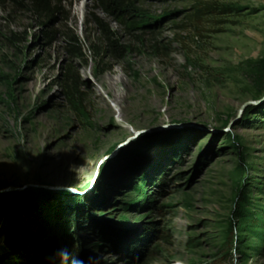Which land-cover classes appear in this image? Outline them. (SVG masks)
Returning a JSON list of instances; mask_svg holds the SVG:
<instances>
[{
	"label": "rangeland",
	"instance_id": "1",
	"mask_svg": "<svg viewBox=\"0 0 264 264\" xmlns=\"http://www.w3.org/2000/svg\"><path fill=\"white\" fill-rule=\"evenodd\" d=\"M124 1L143 25L108 21L123 53L103 61L97 0L62 3L46 28L28 0L0 2V264L36 248L55 264H264V103L239 115L264 94V0ZM198 3L218 15L188 21ZM132 92L156 103L98 119ZM177 124L192 126L135 143Z\"/></svg>",
	"mask_w": 264,
	"mask_h": 264
},
{
	"label": "trees",
	"instance_id": "2",
	"mask_svg": "<svg viewBox=\"0 0 264 264\" xmlns=\"http://www.w3.org/2000/svg\"><path fill=\"white\" fill-rule=\"evenodd\" d=\"M4 0H0L3 2ZM16 2L21 6L19 1L21 0H6ZM29 11L34 15L37 20L41 21V26L46 28L49 20L54 17V13H57L59 7L62 3H66L68 0H28ZM94 11L100 12L104 18L90 14L91 19L89 24L94 28L93 31L97 32L100 41L97 44L90 46V51L92 56L99 61L104 59L117 60L123 53L121 48L115 42V35L110 31L108 27V21L118 23L121 28L125 30H132L134 27H139L143 25L144 18L140 16L139 11L133 8L127 1L124 0H97L96 6H94ZM193 11L194 16L187 18L188 21H196L205 16H216L218 15L216 8L213 4L202 5L200 3L194 6ZM107 20V22H106ZM43 37L47 44H50L53 40V33L44 31ZM67 48L69 53L73 56H81L79 53V37L67 38ZM67 81V77L64 78L63 82ZM253 108L246 109V113L251 111ZM36 244H39L37 242ZM21 264H55L56 259L52 256L45 255L39 249H34L33 251L27 252L22 258ZM138 259L137 253L133 252L127 258L128 264H140L136 262Z\"/></svg>",
	"mask_w": 264,
	"mask_h": 264
},
{
	"label": "bare ground",
	"instance_id": "3",
	"mask_svg": "<svg viewBox=\"0 0 264 264\" xmlns=\"http://www.w3.org/2000/svg\"><path fill=\"white\" fill-rule=\"evenodd\" d=\"M115 83L114 81H110L108 80L107 81V88L108 89H111L115 86ZM126 90H124L123 92H118L117 93V97L118 99L122 98V96H126L127 93H125ZM132 93H136V92H132ZM156 98L153 94H145V93H136L134 96H130L129 99H128V102H127V112H120L118 108H116L115 104L113 103L112 104V107H106L105 105L103 104H100L99 105V108H98V112H97V117L99 120H102V119H108L110 118V111L112 112H115L117 114V117L115 118L114 120V124L121 127L122 124L124 123V117L127 115L126 113H133L135 112L136 110H143L145 107L147 106H150V105H153V103H156ZM115 109H114V108Z\"/></svg>",
	"mask_w": 264,
	"mask_h": 264
},
{
	"label": "water",
	"instance_id": "4",
	"mask_svg": "<svg viewBox=\"0 0 264 264\" xmlns=\"http://www.w3.org/2000/svg\"><path fill=\"white\" fill-rule=\"evenodd\" d=\"M264 103V94L263 96L255 101H249L247 103H245L241 109L239 110V115H241L244 111H246V109L248 108H255L258 107L260 105H262ZM191 124H177V125H169V126H164V127H160L157 129H153L150 131H144L141 132L139 134V137L137 138V140H135V143L137 144L138 142L141 141V139H145V137H149L151 135H155L161 132H166V131H181L184 130L186 128L191 127ZM227 131V130H224ZM32 190H38V191H48V192H55V193H77L75 190H71V189H64V188H53V187H45V186H31L30 188H26L25 191H32ZM10 193H12V191H10Z\"/></svg>",
	"mask_w": 264,
	"mask_h": 264
},
{
	"label": "clouds",
	"instance_id": "5",
	"mask_svg": "<svg viewBox=\"0 0 264 264\" xmlns=\"http://www.w3.org/2000/svg\"><path fill=\"white\" fill-rule=\"evenodd\" d=\"M54 255H56L57 257H60V256H65L66 253L63 249H58L55 251ZM64 264H66V261L64 262Z\"/></svg>",
	"mask_w": 264,
	"mask_h": 264
}]
</instances>
